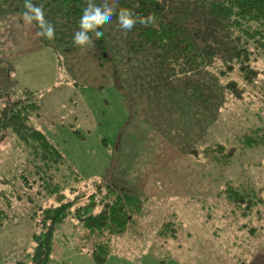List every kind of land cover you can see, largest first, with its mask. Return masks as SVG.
Listing matches in <instances>:
<instances>
[{
  "label": "rangeland",
  "instance_id": "1",
  "mask_svg": "<svg viewBox=\"0 0 264 264\" xmlns=\"http://www.w3.org/2000/svg\"><path fill=\"white\" fill-rule=\"evenodd\" d=\"M164 1L177 22L210 24L211 33H219L221 20L201 19L194 8L208 0ZM25 11V0H0V107L3 98L23 89L42 92L43 110L33 124L79 173V191L107 181L134 188L145 199L142 213L128 232L114 237L102 264H264V147L241 149L236 142L264 118L260 81L247 85L232 66L219 82L235 81L240 93L224 88L192 95L186 79L161 81L152 63L142 62L146 54H131L127 40H114L112 63L99 67L92 43L74 44L77 30L59 14L44 13L55 28L49 41L58 49L44 46L37 23H25ZM109 24L103 26L112 41L119 32ZM255 65L264 69L263 61ZM201 81V87L211 86ZM216 142L235 149L223 165L200 152ZM22 161L18 150L1 144L0 178L17 176ZM227 181L255 190L263 203L245 212L234 208L221 194ZM20 206L12 202L11 220L0 228V264L30 261L33 223ZM76 222L68 217L57 226L46 264H96Z\"/></svg>",
  "mask_w": 264,
  "mask_h": 264
},
{
  "label": "trees",
  "instance_id": "2",
  "mask_svg": "<svg viewBox=\"0 0 264 264\" xmlns=\"http://www.w3.org/2000/svg\"><path fill=\"white\" fill-rule=\"evenodd\" d=\"M43 1L32 0L35 5L41 3L44 13L59 14L78 30L81 13L87 6L86 0ZM97 2L100 4L102 0ZM116 8L117 11L131 9L140 18L152 15L154 21L150 24L136 23L130 31H125L114 15L109 25H116L119 32L116 39H108L103 25L101 36L89 33L99 67L112 63L109 54L115 41L123 45L127 40L131 54H146L142 62L152 63V71L161 81L186 79L190 82L192 95L199 96L203 91L206 94L222 92L224 88L240 93L241 89L235 86V81L222 85L218 77L225 69L237 66L247 85L260 81L258 87L264 104V69L260 70L255 65L257 61L264 62V0H208L197 3L194 8L201 12V19L207 15L208 18L214 16L221 20L218 24L221 32L217 34L211 33L210 24L177 22L175 12L168 9L164 0H118ZM179 12L176 10V13ZM41 41L54 51L58 49L46 38ZM130 60L131 57H128L127 61ZM111 72L114 74L117 70ZM258 74L262 77L258 78ZM201 78L211 86L201 87L200 82L197 83ZM40 94L42 92L26 88L13 97L1 96L5 105L0 107V145L9 144L11 149L18 150L23 161L17 176L0 178V228L11 220L7 209L12 207V202L20 204L34 229V246L28 263L46 264L50 258L54 231L69 217L82 227L84 246L95 263L102 264L112 252L114 237L128 232L135 218L142 213L145 199L134 188L107 181H96L88 193L80 192L82 179L79 173L54 140L33 124V118L40 116L43 110L44 98ZM259 107V113L264 114V106ZM259 120L261 125L236 139L241 149L264 147V118ZM70 127L75 135L83 139L77 128ZM234 150L216 142L200 152L217 166L227 162ZM12 178L18 179L20 184L17 185ZM221 194L230 205L242 208L243 212L263 203L255 190L234 186L229 181L221 189Z\"/></svg>",
  "mask_w": 264,
  "mask_h": 264
},
{
  "label": "clouds",
  "instance_id": "3",
  "mask_svg": "<svg viewBox=\"0 0 264 264\" xmlns=\"http://www.w3.org/2000/svg\"><path fill=\"white\" fill-rule=\"evenodd\" d=\"M118 0H102L100 4L89 2L83 9L78 30L74 32L73 42L78 46H85L92 43L89 33H95L97 37L102 35L101 26L106 22H111L115 15L122 30L130 31L136 23L150 24L154 21L152 15L146 18H140L131 9L122 8L117 11ZM25 9L23 17L25 23L36 22L39 29L37 35L48 40L53 39L55 28L45 19L44 11L41 7L34 5L31 0H25Z\"/></svg>",
  "mask_w": 264,
  "mask_h": 264
}]
</instances>
